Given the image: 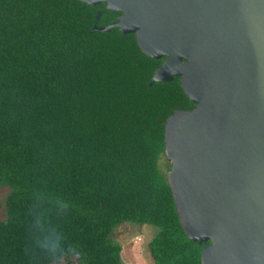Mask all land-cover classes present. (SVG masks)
<instances>
[{
	"label": "trees",
	"instance_id": "obj_1",
	"mask_svg": "<svg viewBox=\"0 0 264 264\" xmlns=\"http://www.w3.org/2000/svg\"><path fill=\"white\" fill-rule=\"evenodd\" d=\"M98 15L97 19L95 16ZM104 4L0 0V264H123L121 224L156 233L151 264H200L166 183L163 127L191 110L177 77L148 82Z\"/></svg>",
	"mask_w": 264,
	"mask_h": 264
},
{
	"label": "water",
	"instance_id": "obj_2",
	"mask_svg": "<svg viewBox=\"0 0 264 264\" xmlns=\"http://www.w3.org/2000/svg\"><path fill=\"white\" fill-rule=\"evenodd\" d=\"M104 4L116 28L177 77L191 110L163 127L166 183L200 264H264V0H69ZM98 15L95 16L97 19Z\"/></svg>",
	"mask_w": 264,
	"mask_h": 264
},
{
	"label": "rangeland",
	"instance_id": "obj_3",
	"mask_svg": "<svg viewBox=\"0 0 264 264\" xmlns=\"http://www.w3.org/2000/svg\"><path fill=\"white\" fill-rule=\"evenodd\" d=\"M5 190L0 189V200L3 198ZM4 216L3 209H0V219ZM156 228L148 225H119L111 237L120 246L121 261L123 264H151L148 253L147 243L156 233ZM77 259H70V264H78Z\"/></svg>",
	"mask_w": 264,
	"mask_h": 264
}]
</instances>
